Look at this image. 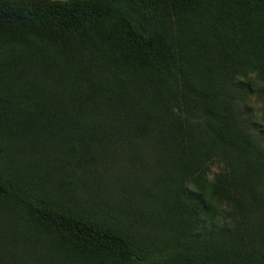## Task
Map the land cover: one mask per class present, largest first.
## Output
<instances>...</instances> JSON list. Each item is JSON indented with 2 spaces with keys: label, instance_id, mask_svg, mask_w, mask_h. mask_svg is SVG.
Segmentation results:
<instances>
[{
  "label": "trees",
  "instance_id": "trees-1",
  "mask_svg": "<svg viewBox=\"0 0 264 264\" xmlns=\"http://www.w3.org/2000/svg\"><path fill=\"white\" fill-rule=\"evenodd\" d=\"M0 264H264V0H0Z\"/></svg>",
  "mask_w": 264,
  "mask_h": 264
},
{
  "label": "rangeland",
  "instance_id": "rangeland-1",
  "mask_svg": "<svg viewBox=\"0 0 264 264\" xmlns=\"http://www.w3.org/2000/svg\"><path fill=\"white\" fill-rule=\"evenodd\" d=\"M126 162L123 163L122 165V169L119 170L116 165L113 166L112 169H108L109 170V174H107L104 177V181L105 184H109V186L113 187V184L111 183V180L113 179H123L125 177H129L130 178V174L129 171L132 170L133 175L135 177H138L141 179L142 175L144 174V171H140L139 168L137 169V167H134L132 164L131 166H125ZM213 171L216 172L218 171V168L216 166L213 167ZM107 185V187H109Z\"/></svg>",
  "mask_w": 264,
  "mask_h": 264
}]
</instances>
